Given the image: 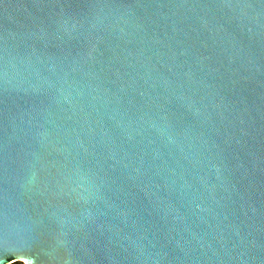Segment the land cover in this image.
Instances as JSON below:
<instances>
[{"label":"water","instance_id":"1","mask_svg":"<svg viewBox=\"0 0 264 264\" xmlns=\"http://www.w3.org/2000/svg\"><path fill=\"white\" fill-rule=\"evenodd\" d=\"M264 264V0H0V264Z\"/></svg>","mask_w":264,"mask_h":264},{"label":"rangeland","instance_id":"2","mask_svg":"<svg viewBox=\"0 0 264 264\" xmlns=\"http://www.w3.org/2000/svg\"><path fill=\"white\" fill-rule=\"evenodd\" d=\"M14 264H23L22 262H16V263H14Z\"/></svg>","mask_w":264,"mask_h":264}]
</instances>
